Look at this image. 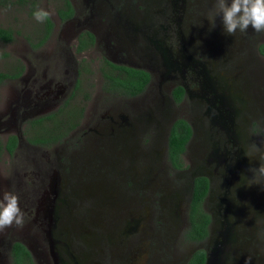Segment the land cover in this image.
<instances>
[{"label":"flooded vegetation","instance_id":"obj_1","mask_svg":"<svg viewBox=\"0 0 264 264\" xmlns=\"http://www.w3.org/2000/svg\"><path fill=\"white\" fill-rule=\"evenodd\" d=\"M68 1L71 14L59 19L65 21L74 50L79 42L83 46L75 51L69 90L77 89L78 78L92 77L91 90L106 96L102 105L107 107L84 124L80 137L93 134L85 145H77L76 137L70 150L55 155L56 169L65 175L63 186L56 175L44 182L31 173L24 180L26 166L19 168L24 171L9 192L19 196L25 223L0 232V264H205L213 247L222 264H261L259 235L246 222L242 202L243 193L257 186L250 171L256 157L245 156L250 145L240 89L245 90V79L235 70L233 39L214 36V29L223 27L222 17H216L213 35L208 33L214 0H80V7ZM259 42L264 54V32ZM118 68L129 69V77H146L138 93L121 95L102 87L104 72L125 75ZM253 69L259 80L261 73ZM72 108L76 112L78 106ZM81 115L69 123L65 119L72 125L67 133L78 127ZM176 120L186 123L190 134L173 157L167 142ZM14 135L13 151L21 144L20 134ZM8 136L0 153L9 155L3 148ZM58 141L27 145L48 147ZM123 141L131 147L129 157L120 153ZM190 144L193 150L186 152ZM106 159L113 167H103L100 175L125 189V200L117 205L91 203L73 191L76 175L98 174L99 161ZM128 169L133 178H127ZM195 183L205 185L200 208L207 223L201 238L192 225L200 221L193 209ZM90 215L99 222L91 225L96 236L91 247L79 245L75 232L77 223L91 224ZM103 230L109 232L107 242ZM15 242L28 256H16Z\"/></svg>","mask_w":264,"mask_h":264},{"label":"rangeland","instance_id":"obj_2","mask_svg":"<svg viewBox=\"0 0 264 264\" xmlns=\"http://www.w3.org/2000/svg\"><path fill=\"white\" fill-rule=\"evenodd\" d=\"M76 7H80V0H72ZM193 0H186L192 2ZM205 2V0H203ZM61 5V0H0V27L7 28L12 32L10 41L0 40V72L11 71L15 66L21 65L22 70L19 77L14 79H6L0 82V145L6 135L20 134L21 144L11 154L0 153V198L4 192H9L14 184L18 182V174H22L24 170H20L21 166H26V175L24 180L31 176L36 181L43 180L47 182L50 178L55 180L58 177L59 185L65 183V175L60 169H56L55 155L60 156V149L65 152L70 150L74 145L76 137H79L77 145L86 144L88 137L93 134L88 133L84 137H80L84 124L97 116L101 112L102 105L107 102L104 95L94 94L91 87L94 85L95 79L92 77H80L79 86L76 90H69L72 80V64L75 58L74 43L72 37H69L68 29L65 27V21H61L57 14V9ZM45 10L50 13L49 20L52 27L49 34L43 39L44 21L39 22L35 19L34 13L38 10ZM214 36L228 37L223 27L216 32ZM210 35L211 30L208 32ZM263 32H255L249 26L247 32L237 30L235 34L229 36L233 39L232 47L236 51V69L239 71L238 77L245 79V90L241 87L242 101L245 103L244 116L246 118V134L249 136L250 145L252 142L264 153V54L260 51L259 42ZM234 39L237 41L234 42ZM216 44V43H215ZM217 49V46L214 47ZM72 56L73 59H72ZM255 67L261 73L259 80L255 77ZM235 71V72H237ZM45 92H49L48 96L42 97ZM56 95V97H54ZM113 102V101H112ZM79 109L82 107L81 118H79L78 127L67 133L69 138L65 140L59 139L58 145L36 146L31 148L27 144L32 132L37 131V125L30 124V120L42 117L47 114L55 113L58 109L60 112L54 115L52 120L43 121L47 127H54L55 121L63 118L62 115L68 107ZM97 107V111L94 110ZM74 115L67 118V123L73 120ZM80 117V116H79ZM65 119V118H64ZM76 119V118H75ZM65 126V129L71 128ZM87 126H90L87 124ZM61 129V130H62ZM67 135V136H68ZM86 137V139H85ZM84 140V141H83ZM195 139L192 143H195ZM130 144V143H129ZM190 144V145H191ZM188 147L186 152L193 150V145ZM246 147V150H250ZM83 147L81 150H84ZM120 153L129 157L131 147L127 142H121ZM46 157V159H45ZM253 161V169L264 166V159L260 154L255 155ZM247 160V159H246ZM126 162V160H124ZM101 168L98 174L89 177L76 175V185L73 191L80 196H85L91 203L113 205L120 204L125 200L122 187L115 186L111 179L105 178L100 173L106 171L102 169H110L113 163L110 159L100 160ZM110 166V167H109ZM130 167V165H126ZM127 178H133V171L128 169ZM145 172L140 171V176ZM253 175L256 181V191L252 188L243 193L242 202L245 205L244 213L247 216L246 222L252 224L253 229L259 235L260 243L256 244L257 250H261V264H264V177L259 174ZM148 177V173H146ZM79 179V180H78ZM119 190H118V189ZM20 202V201H19ZM244 211V212H245ZM250 212V213H249ZM254 220H253V219ZM88 223H77L75 225L76 242L79 245L91 247L95 242L94 229L91 225H98V219L90 215ZM97 230V229H95ZM5 231V230H4ZM109 232L103 230L102 238L105 242L111 238ZM11 234V232H10ZM247 239V237L245 238ZM251 248H255V244L251 243ZM249 246L245 249V253H249ZM258 256V254H256ZM248 259V257L246 256ZM245 263V262H244Z\"/></svg>","mask_w":264,"mask_h":264},{"label":"trees","instance_id":"obj_3","mask_svg":"<svg viewBox=\"0 0 264 264\" xmlns=\"http://www.w3.org/2000/svg\"><path fill=\"white\" fill-rule=\"evenodd\" d=\"M71 4L68 0H61V5L57 9V13L61 20H65L67 16L71 14ZM52 24L49 19L44 20V35L43 39L49 34L51 30ZM89 39H92V35L89 32L84 33ZM83 33L78 35V39L82 37ZM12 39V32L11 30L7 28L0 27V40L2 41H10ZM82 44L79 42L75 46V51H79L82 49ZM262 50H264V47L262 46ZM105 64H107L109 67L115 68L110 62L105 61ZM117 68V67H116ZM120 71H123L125 75L119 76V75H113V71L108 70V73H103L104 80L102 87L109 89L110 91H117L121 95H135L140 91L142 88V84L146 81V77H142L138 74V76H128L129 69L127 68H118ZM22 70V66L18 65L13 68L11 71H4L0 72V82L6 79H14L20 76ZM120 74V72L118 73ZM79 86V80H76V83L74 84V88H78ZM66 111L63 113L61 119L55 121L54 127L50 126L47 127L43 124V121L46 120H52L54 115L58 114L60 110L58 109L55 113L47 114L42 117H37L35 119L30 120V124L37 125V131H34L31 133L30 138L28 141L33 144L37 145H49L51 143H55L58 141L62 136L65 135V126L62 128H58L59 126L63 125L65 122V119L70 115H74V118H77L76 115H80L82 111V107H79L77 111L75 112V109L72 107L66 108ZM76 114V115H75ZM65 118V119H64ZM62 129V130H61ZM190 130L186 123H184L182 120H176L173 125L170 128L169 135H168V150L172 153V156L175 157L176 153L183 150L184 143L186 142L187 138L189 137ZM15 135H9L3 144V148L8 152L9 154L12 153L14 146H15ZM2 149V145H0V150ZM205 192V185H196V183L193 186L192 191V199L193 204L195 205L193 207L194 210L197 211L200 215V221L198 223L192 222V225H194V231L197 234V238H201L205 235V225L207 223V215L204 213L200 208V201L204 195ZM13 252L16 254L17 257H19L20 254L23 253V255L28 256L27 251L25 248L19 244L14 243L12 246ZM15 264H19L18 261H15Z\"/></svg>","mask_w":264,"mask_h":264},{"label":"clouds","instance_id":"obj_4","mask_svg":"<svg viewBox=\"0 0 264 264\" xmlns=\"http://www.w3.org/2000/svg\"><path fill=\"white\" fill-rule=\"evenodd\" d=\"M50 13L41 9L34 13L37 21L43 22L48 19ZM222 17L224 32L232 36L237 30L247 32L249 26L257 32H264V0H214L213 9L208 13L207 20L211 28L215 27L216 17ZM260 154L264 159L261 147L254 143L250 145V150L245 151V156ZM254 176L259 174L264 177V166L250 169ZM25 223L24 212L19 206V196L12 192H4L0 198V232L13 225L23 227Z\"/></svg>","mask_w":264,"mask_h":264},{"label":"water","instance_id":"obj_5","mask_svg":"<svg viewBox=\"0 0 264 264\" xmlns=\"http://www.w3.org/2000/svg\"><path fill=\"white\" fill-rule=\"evenodd\" d=\"M222 247V246H221ZM217 247H213L211 252L208 253V256L206 257L205 264H222L220 259L216 260V250Z\"/></svg>","mask_w":264,"mask_h":264}]
</instances>
